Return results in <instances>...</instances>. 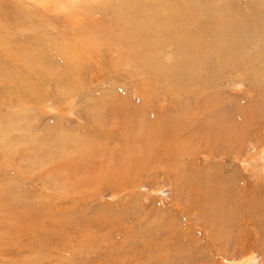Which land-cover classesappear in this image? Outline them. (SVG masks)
<instances>
[{
	"label": "rangeland",
	"instance_id": "obj_1",
	"mask_svg": "<svg viewBox=\"0 0 264 264\" xmlns=\"http://www.w3.org/2000/svg\"><path fill=\"white\" fill-rule=\"evenodd\" d=\"M205 1H212L221 6L220 8L212 6V10L223 8L224 3L232 5V0L196 2ZM263 2L264 0H244V3L259 5L260 8V3ZM28 3L29 0H0V13H3L5 5L9 4L10 12L17 13L16 9L19 7L21 16L32 17L34 22H44L46 25L40 9ZM242 12L244 11H239L240 14ZM23 13H28V16ZM198 13L200 14L199 11ZM57 15L47 16L49 22L46 19V26L50 27H47L46 33L53 35L55 31V35L62 29L58 26L60 17ZM210 18L217 19L211 14ZM94 19L104 21L106 24L117 22L111 12L102 10L94 14ZM52 23L57 30H54L55 26ZM230 25L229 32L236 33L238 28L234 20H230ZM260 26L261 24L255 21L249 35H253L255 44L251 48L255 52L252 56L258 53L260 58L262 56L264 58V35L261 31L258 33ZM21 28L25 26L9 28L18 35L15 39L20 36L21 41H25L27 37L35 39L37 35H42L38 31H33L27 36ZM52 29L53 32L49 33L48 30ZM238 31L241 32L242 29ZM6 35L7 43L15 42L11 34L8 37ZM242 35L241 38L246 41L244 37L248 35L245 32ZM212 38L214 42H219L218 45L227 46L223 36L212 35ZM26 42L36 45L32 39ZM230 46L240 48L241 44L232 40ZM255 46L257 48L253 49ZM97 51L100 52L99 55L102 54L103 59L106 56L102 63L104 66H96L93 56L84 54L87 58L86 69L83 67L81 71L83 80L81 83L85 81L84 85L79 83L81 86L79 84L73 86L72 83H68L70 89L72 86L79 88L77 95L69 96L64 90L63 95L58 94L53 85L43 87L38 92L41 95L49 93L48 105L52 107L49 111L41 107L43 104L38 105L36 93H29V96L23 92V95H18L20 104L28 110L25 119L31 120V131L34 134L40 131L42 135H47L45 144H48L49 140L53 144L45 159H37L36 155L41 157L42 154L36 152L38 149L31 152L23 149L20 154L13 153L12 159L9 158L11 160H1L0 156V175L4 178L0 182L3 187L11 182L12 185H21L22 189L31 187L38 193L35 194V199L28 198L24 201L32 204L34 209L16 210L17 207H12L10 212L15 213L14 217H4V211L8 210H4L0 204V264H264V126L258 121L255 110L264 100L262 98L264 74L257 79L236 77L235 74L225 79L216 87L217 89L209 88V91L204 93V97L207 94H219L217 106L214 108L212 102H209L211 104L209 110L211 108L210 111H214L218 118L221 114L228 115V127L235 130L237 138H240L241 134V142L237 146L233 145L230 148L226 146L228 143H223L225 148L220 145L211 148L209 145L212 144L205 147L202 143L196 149L183 154L180 152L179 144L188 142L190 138L184 135L175 136V132L172 131L171 135L160 139L161 133L149 129L145 137V132L138 124L135 125V119L119 121L121 118L115 117L116 114L109 115L108 112L113 111L111 107L103 111L106 119L104 127L100 128L99 122L97 124L94 122L97 118L96 113L93 115V112H96L93 103L96 102L94 105L96 107L100 99L99 104L106 101L105 99L110 98L117 87L127 91L125 86L139 85L142 79L154 80L150 73L142 74L136 69L130 70L131 63L127 65L123 63L124 67L117 65L111 70L106 61L114 60L113 51L108 52L104 47L98 48ZM170 52L175 54V48H171ZM260 60L264 63V59ZM254 66V70L259 71L260 68L256 67L260 66ZM17 69L10 67L7 71ZM118 71L122 72L117 73ZM5 86L3 84L0 90H4ZM155 92L154 94L163 95ZM147 98L149 99L147 102L153 106L150 111L153 118L144 109L139 110V107L136 110L129 107L127 112L132 114L141 111L142 118L147 116V120H161L157 118L160 112L172 109L173 103L170 99L165 102L154 98V95ZM188 98L190 100L179 98L180 104L187 108L189 106L188 109L192 114L195 112L193 115L201 124L203 122L214 124L216 118L206 113L204 102L195 101L194 97ZM242 106H248V109L244 111ZM22 109L15 108L18 112ZM2 111L9 116L14 112L9 105ZM239 115L245 116L244 126H240ZM116 118L118 120H115ZM129 120L131 121L128 123ZM187 132L189 130L184 131ZM96 133L107 138L105 149L103 148L101 152L98 149L85 159L78 157L76 150L81 141L91 139ZM68 137L74 143L67 144ZM144 137L152 144L146 143ZM157 139L161 140L160 145L164 149L159 146ZM79 142L80 144L76 146ZM130 146L134 149H129ZM0 147L4 148L1 144ZM201 149L203 150L200 151ZM156 150L162 151L157 153ZM165 151L166 155L161 156ZM125 153L131 156L129 161L128 157L123 159ZM209 176L216 180L218 178L213 184L217 194L227 186L232 187V190L226 188L224 206L228 209L234 206L227 201L228 196L229 199L232 197L237 199L236 205L239 201L243 205L246 203L245 200L254 197L253 202L256 205H249L248 201V207L242 209V216L239 215L237 221L233 222L235 226L233 223L221 225L226 222L225 217H216L218 225L201 222L204 215L193 206L194 189H190L189 183L191 178H199L200 181L203 178L201 189L206 190L208 195H213L210 192L214 191V186H206ZM16 178H19V181ZM214 178L212 179L215 180ZM231 180L235 184H232ZM214 200L215 196L206 200L208 209ZM33 214L37 216L36 220Z\"/></svg>",
	"mask_w": 264,
	"mask_h": 264
},
{
	"label": "bare ground",
	"instance_id": "obj_2",
	"mask_svg": "<svg viewBox=\"0 0 264 264\" xmlns=\"http://www.w3.org/2000/svg\"><path fill=\"white\" fill-rule=\"evenodd\" d=\"M196 1L198 0H29L32 5L40 9V12L44 15L42 18L45 20L46 25L47 21L49 22L47 16L59 15L60 18H57L60 20L58 26L62 29H59L55 35L53 29L48 30V32L52 31L53 35L46 33L50 26H46L44 22H34L32 17L24 18L21 16L22 12L19 10V7L16 9L17 13L14 11L13 13L8 9L9 4L5 5L4 12L0 13V88H2L3 84L6 85L4 90H0V144L4 147H0L1 160H11L13 153L20 154L23 149H27L30 152L34 151V149H38L36 152L42 154L41 157L35 154L37 159H45L48 157L51 150L50 146L53 143L49 140V143L45 144L47 142L46 139H48L47 135H42L40 131L38 133L35 132L36 134L31 131V120L25 119L28 110L23 104H20L18 95H23V92H26V95H29V93H36L38 95L37 99H39L38 105L41 106L43 104L41 107L47 109V111L52 109V107L48 105L49 93L46 95L38 93L43 87L53 85L56 87L58 94H62L64 90L65 94L69 96L77 95V93H79V88H74L73 86L83 81L81 71L83 67L85 68V63H87V54L93 56V60L97 64L96 66H104L102 63L106 56L103 59L102 54L99 55L100 52L97 51V49L101 47L106 48L108 52L110 50L113 51L114 60L106 61L111 70L117 65L124 67L122 66L123 63H125V65L131 63L130 70L136 69L142 74L150 73L154 77V80L142 79L139 85L130 87L125 86L127 91L115 87L117 90H115L114 94L111 95L110 98H106V101L99 104L100 99L96 107L94 106L96 103L94 101L93 108L96 112H93V115L96 113L97 118L94 122L96 124L99 122L98 125H100V128L105 126L104 123L106 119H104L103 111L111 107L113 111L108 112V114H116L117 116L114 115L115 117H118V119L119 117L121 118L119 121L122 119L126 120L127 118L135 119V125L138 124L139 128L145 132V137L146 134H148L147 131L152 130L155 133L162 134L160 139H162L163 136L168 137V135H171L172 131L175 132V136L184 135L190 138L188 142H181L182 144L179 142L181 148L180 152H183V154L196 149L197 146L202 143L205 147H207V144H212L209 145L211 148L219 145L222 148L226 146L232 148L233 145V147L237 146L241 142V134L239 135L240 138H237L235 130L228 127V115L221 114L218 118L214 114V111H210L211 108L209 110V107H211L209 102H212L214 108L217 106L219 94H207L208 96L206 95V97H204V93L209 88H216L225 81V79L235 74L236 77H246L249 79H257L264 74V63L260 60L264 58L263 56L260 58L258 53L252 56L255 52L251 50V48L255 44L253 35H249L251 34L250 31L253 29L251 26H253L255 21L261 24L258 33L261 31L264 35V2L260 3V8L259 5L253 6L244 3V0H232V5L224 3L225 6L223 8H214L212 10V6L218 8L221 6H217L212 1H205L203 3H197ZM48 9L52 11H48ZM110 9L114 10V12ZM100 10L108 13L111 12L117 22H113V24L109 22L110 25L103 23L104 21L94 19V14L96 15ZM239 11L244 12L240 14ZM23 14L28 16V13ZM210 14L217 17V19L213 20L210 18ZM57 19L56 21L58 22ZM231 19L236 23L238 30L242 29V31L248 35L244 37L246 41L242 39V31L239 32L237 30V35H235L236 33L231 34V32H229ZM227 24L228 29H226ZM20 25L25 26V28L21 29L24 30L27 36L33 31L42 33L41 36L37 35L35 39L27 37L26 40L32 39V41L36 42V45H33L32 42H26V40L21 41L20 36L18 39H15L18 35L11 32L9 28ZM57 29L58 28L55 26L54 30ZM9 32L11 38L15 40V42L13 41L14 43H7V39L5 40V34H7L6 36L8 37L10 35H8ZM212 35L223 36V40L227 46L224 45L223 47L218 45L219 42H214ZM232 40L237 44L240 43L241 47H231L230 43ZM171 48H175V54H171ZM256 48L255 46L253 49ZM254 65L260 66L256 67L260 68L258 69L259 71L254 70ZM10 67H16L18 69L7 71ZM121 72L122 71H118L117 73ZM141 77H143V75ZM68 83H72L71 85L74 84L71 87L72 89L69 88L70 85ZM83 83L81 84L84 85ZM120 92L122 94H120ZM154 92L162 93L163 95L160 96L154 94ZM175 94L177 95L175 96ZM151 95L165 102L168 101L167 99L172 100V109L170 111H161L157 116V118L161 120H147V116L142 118L140 116L142 114L140 113L141 111H136L132 114L127 112L130 108L136 110L139 107V110H141L140 108L144 109L145 112L152 117L150 111L153 109V106L147 102L149 99H146L147 96L151 98ZM181 97L188 100H190L188 97H194L195 101H203L206 107L205 110H207L206 113L216 118H214V124L209 125L206 124L207 122H203V124L198 122L195 118L196 116L194 117L193 115L195 112L192 114L191 110L188 109L189 106L187 108L180 104L179 98ZM262 98H264V96ZM97 100L98 99H96V101ZM254 102H256V100ZM135 103L137 105H135ZM6 105H9V108L14 110V114L11 113V116L2 111ZM234 106H236V104ZM14 107L16 109L24 108L21 112H18ZM242 108L245 111L248 109V106H242ZM255 110L258 115V121L264 126V100L259 103ZM236 111H239L237 106ZM15 114L17 117L14 116ZM182 116L188 118H183ZM244 117V115H239L240 126L245 125ZM118 119L116 118L115 120ZM237 120L234 119V121ZM130 121L131 120H129L128 123ZM185 130H189V132L184 133ZM108 132L110 131L108 130ZM93 136L94 137L91 139L81 141V145L77 147L78 149L76 150L79 155L78 157L85 159L92 156L98 149H100V152L102 151L105 145V139L107 138L102 137L99 133ZM157 140L159 141V139ZM14 141L16 142L15 144ZM128 141L127 139L126 142L128 143ZM145 141L146 143H150L148 138H145ZM177 141L181 140L177 139ZM72 142L73 140L68 137L67 144H71ZM129 143L131 144V142ZM132 143L134 144V142ZM160 143L161 140L159 141V146L161 147L162 145H160ZM223 143H228L229 145L227 144L225 146ZM79 144L80 142L76 144V146ZM151 144L152 143H150V145ZM132 146L128 148L132 149ZM162 149H164L163 146ZM202 150L203 149L200 151ZM160 151L162 150H159V152L156 150L155 152L160 153ZM166 153L165 151L161 156L166 155ZM126 157H128L129 161L131 156L125 153L123 159ZM30 159L34 160L33 158ZM41 162H43V160ZM131 164L132 163H130V165ZM202 177L204 178V176ZM207 178L208 181L206 186L208 187H212V185L216 183L214 181H218V178L217 180L210 176ZM3 179L4 178L0 175V181ZM16 179L19 181V178ZM201 181L199 178H191L189 187L190 189H194V193H192L194 197V208L203 212L204 216L201 221L202 223L218 225L216 217H225L224 221L226 222H223L221 225H227V223L230 225L237 221L236 218H238L239 215L242 216V209L248 207V201L250 202L249 205H256V203L253 202L255 200L254 197H250L248 201L244 199L246 203L243 205H241L240 201L236 205L235 202L237 199L235 197L229 199L228 196L227 201L234 205L232 209H228V207L226 208L224 206V203H226L225 194L226 190H232V187L229 186V188H227L228 186H225L227 189L223 187L224 190H220L222 194H220L221 192L217 194V189H215L213 185L214 191L210 192V194L213 195H208L206 190L201 189ZM225 183L223 185H225ZM228 184L230 185V183ZM186 187H188V185ZM243 190L244 189H242V191ZM234 191L235 190H233V194ZM35 194L38 193L31 187L22 189L21 185H12L11 182L6 185V187H3L0 182V204L4 210H8V212L4 211V217H14L15 213L10 212L12 207H17L16 210L18 208L34 209L32 204L25 203L24 201L28 198L35 199ZM236 194L238 193L236 192ZM212 196H215V200L210 204V208L208 209L206 200ZM243 196L245 197V195ZM180 212L182 213V211ZM34 217L36 220L37 216L34 215ZM234 223L233 225L235 226ZM216 238H218V235Z\"/></svg>",
	"mask_w": 264,
	"mask_h": 264
}]
</instances>
